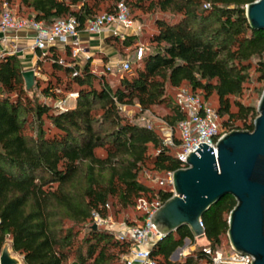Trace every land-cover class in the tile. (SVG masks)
<instances>
[{"label": "trees", "instance_id": "1", "mask_svg": "<svg viewBox=\"0 0 264 264\" xmlns=\"http://www.w3.org/2000/svg\"><path fill=\"white\" fill-rule=\"evenodd\" d=\"M11 1L0 0V14L3 4ZM105 1L109 3L104 13L124 1L130 15V7H135L179 16L176 21L155 19L156 31L149 37L152 50L114 87L89 61L76 63L70 47L63 55L51 47L45 58L54 80L41 89L42 96L54 102L77 93L74 107L59 110L30 95L40 79L25 89L17 55H0V252L10 241L23 264H123L131 243L102 227L94 229L92 213L109 215L111 200L125 209L140 197L164 202L172 196L171 189L141 183L139 173L148 164L167 173L186 165L170 153L153 127L132 122L123 108L135 105L144 112L168 105L164 120L176 128L186 114L168 95L167 85L178 88L185 83L189 92L205 100L217 96L216 111L227 117L224 131H251L258 115L256 107L238 99L252 67L264 84V30L252 29L245 16V5L255 0H19V5L48 25L73 16L83 28ZM105 42L128 49L137 44L138 35H111ZM45 120L57 132L48 135ZM33 124L35 133L30 134L27 128ZM97 149L104 155H97ZM235 204L226 196L201 218L213 251L227 234ZM193 236L183 226L156 241L151 257L156 264L210 262L201 250L170 259L185 238L192 241Z\"/></svg>", "mask_w": 264, "mask_h": 264}, {"label": "water", "instance_id": "2", "mask_svg": "<svg viewBox=\"0 0 264 264\" xmlns=\"http://www.w3.org/2000/svg\"><path fill=\"white\" fill-rule=\"evenodd\" d=\"M245 16L252 29L264 30V0L246 4ZM22 74L29 91L35 84L34 70ZM257 112L251 131L223 133L215 153L199 143L187 155L186 166L171 173L172 196L151 216L162 237L183 226L194 236L203 235L202 216L222 198L231 196L236 204L228 216L229 243L234 252L250 255L251 264H264V89ZM92 227L97 228L95 224ZM179 249L171 254V260H176ZM0 264H23L10 242L1 249Z\"/></svg>", "mask_w": 264, "mask_h": 264}, {"label": "built area", "instance_id": "3", "mask_svg": "<svg viewBox=\"0 0 264 264\" xmlns=\"http://www.w3.org/2000/svg\"><path fill=\"white\" fill-rule=\"evenodd\" d=\"M112 27H122L129 30L131 34L138 35L142 31V25L136 23L129 13L128 6L124 1L117 3L115 10L110 13L98 14L87 20L83 28H79L78 20L71 16L68 18H58L52 24L48 25L43 21H37L32 15L24 16L16 13L7 3L3 4L0 14V34L7 31H17L24 28H32L34 35L32 37V47L40 51V58L46 55L45 50L51 45L60 43L70 47L73 59L81 56L88 60L90 55L80 44V33L85 31L89 34H100L105 30H111L114 34L117 31ZM125 34H121L123 37ZM144 55V48L138 45L136 50L121 61L120 69L124 72L131 71V64L138 62ZM107 69L110 66H106ZM76 92H70L67 97L61 100L51 102L44 98V102L52 104L59 110L69 108L68 99L76 98ZM185 111L186 117L178 122L176 131L179 135L173 134V128L166 125V137L162 141L164 145L176 146L179 152L176 157L185 164L186 157L190 152L198 148L199 143L206 144L213 148L215 153L216 143L219 137L227 132L221 129L217 122L219 117L216 109L207 106L199 95L192 94L188 89H183L179 103ZM171 174V173H170ZM171 184V178H170ZM163 204L158 199H147L140 197L137 199L134 207L141 212L142 223L138 224L135 219L134 224L126 220L117 221L111 214L102 216L98 211L92 213L90 225L95 224L112 231L115 236L121 240H127L131 243L130 249L123 256V264H156L151 257L152 245L162 238V234L151 222L152 214ZM109 209V205H106ZM200 225L203 226L200 221ZM188 245L197 244L201 251L211 257L210 264H251L252 257L246 254L233 252L228 256L222 255L219 251H213L205 234L193 236L191 241L188 238Z\"/></svg>", "mask_w": 264, "mask_h": 264}, {"label": "rangeland", "instance_id": "4", "mask_svg": "<svg viewBox=\"0 0 264 264\" xmlns=\"http://www.w3.org/2000/svg\"><path fill=\"white\" fill-rule=\"evenodd\" d=\"M109 3V1H105L104 3L101 4V9L98 11L99 15L103 14L105 11L106 5ZM12 10H14L16 13L28 16L31 11L26 8H22L19 5V0H12L11 5H9ZM131 8V17L135 20L138 21L142 25V31L138 34V42L134 46L128 48V49H123L120 47L119 44H113L114 49L116 50L119 58L116 61L114 65L111 64L110 68L107 69L105 67H99V68H93L94 72L97 75H103L106 80L114 87L115 83L118 81L119 77L121 75H125L128 72H124L120 69V63L125 58L126 56H129L132 54L138 45H141L144 48V53L152 50L153 45L149 41V37L156 31V26H155V19L157 17L160 18H165L167 20H172L176 21L178 20L179 16L178 15H171L168 12H161L159 10L151 11V12H146V11H141L135 7H130ZM103 54L98 53L95 55L97 58H102ZM106 59V58H105ZM103 61H105L102 58ZM141 61L134 62L131 64V71H133L137 66H139ZM44 69L45 70H50V65L49 63L44 64ZM130 72V71H129ZM249 79L248 81L244 84V88L242 91V94L238 99L246 104V105H252L257 108V104L259 102L260 96L262 94V91L264 89V84L262 81L258 79V72L255 71L254 67H252L249 70ZM60 75H62L63 79H65V76L63 75V72L60 71ZM40 79L38 86L33 87L30 91V95L33 98H36L38 101L44 102V97L41 94V89L46 85L48 81L53 82V78H50L47 74H44L43 76L39 77ZM183 89H188L187 85L183 83L180 87L175 88L167 85V93L168 95L172 98L177 103H180L181 99V92ZM68 95H66L67 97ZM73 99V98H72ZM202 101L207 105L212 107L213 109H217L218 106V99L215 94H212L208 99H203L201 97ZM69 105V104H68ZM234 109V108H232ZM123 113L134 123H137L139 125H148L153 127L159 137L164 140L166 137V130L167 128L166 125L167 122L164 120V117L170 113V107L168 105H157L154 107H151L148 111H140V109L137 106H129L126 108H123ZM227 117H218L217 122L220 124L221 129L224 130V127L222 126V122L226 120ZM239 122H236L238 124ZM47 126L49 128L47 134L52 135L55 132H57V129L49 126V123L47 120L44 121V127ZM27 132L30 134L35 133V124H33L32 127L27 128ZM173 134L174 137L176 138L179 135L178 130L176 131V128H173ZM168 146V145H167ZM170 153L174 156H176L179 152V148L176 146H170ZM97 155L103 156L104 151L102 149H97L96 150ZM151 153H154V151H151ZM170 178L171 174L167 172H159L155 170L150 164L146 165L141 172L139 173V180L141 183L144 185L151 187L153 189H172V185L170 184ZM110 214L117 220V221H124V220H133L135 219L138 224L142 223V220L139 218L141 216V212L136 210L134 206L128 207L125 209H122L119 207L117 204L116 200H111L110 202ZM80 232L78 235V239H81V237L84 234V230ZM10 242V241H7ZM185 243V242H184ZM188 242L184 245L187 247ZM181 247V249L178 250L176 254V260L183 259L184 256H186L190 252L198 251L200 250L199 246L195 243H193L190 247L186 248ZM216 251H219L222 255L228 256L231 253L234 252L232 249L227 234L222 237L221 243L216 249ZM21 258V257H20ZM121 262V261H120ZM199 264H210V262H207L206 259L201 260Z\"/></svg>", "mask_w": 264, "mask_h": 264}, {"label": "crops", "instance_id": "5", "mask_svg": "<svg viewBox=\"0 0 264 264\" xmlns=\"http://www.w3.org/2000/svg\"><path fill=\"white\" fill-rule=\"evenodd\" d=\"M29 15H33L31 12ZM136 23H139L136 21ZM117 33L114 34L111 30H105L100 34H89L85 31H81L80 33V42L81 46L88 51L90 58L88 60H84L83 57L79 56L75 59L76 63L79 65H83L85 62L89 61L91 68H99L105 66H111L116 63L119 56L114 49V46L105 42V38L111 35H121V34H131L129 30H125L122 27H112ZM34 35V30L32 28H24L17 31L9 30L5 34H0V55L2 54H15L21 61L24 70L33 69L35 73V79L47 74L49 76L50 70L44 69V64L49 63L48 58H40V51L32 47V37ZM121 37V36H120ZM54 47L57 51H59L62 55L65 52L66 45L56 43L55 45H51L48 47L45 52L48 54L49 49ZM103 54L102 58L95 57L96 54ZM127 57V56H126ZM125 57V58H126ZM106 58V59H105ZM123 58V60L125 59ZM40 62V65H38ZM94 71V70H93ZM69 108L74 107L75 98L68 99ZM184 245L188 242L184 240ZM182 247H185V246ZM190 245L187 244L188 248ZM181 249V247H180Z\"/></svg>", "mask_w": 264, "mask_h": 264}]
</instances>
